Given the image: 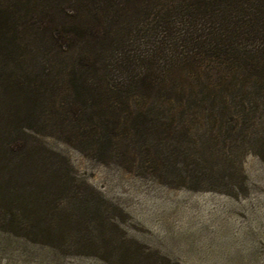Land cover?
<instances>
[{"label":"trees","instance_id":"obj_1","mask_svg":"<svg viewBox=\"0 0 264 264\" xmlns=\"http://www.w3.org/2000/svg\"><path fill=\"white\" fill-rule=\"evenodd\" d=\"M47 2L21 26L0 16V61L20 75L5 89L91 156L155 174L176 169L181 143H218L225 158L234 119L264 106V0ZM201 170L178 177L212 182Z\"/></svg>","mask_w":264,"mask_h":264},{"label":"rangeland","instance_id":"obj_2","mask_svg":"<svg viewBox=\"0 0 264 264\" xmlns=\"http://www.w3.org/2000/svg\"><path fill=\"white\" fill-rule=\"evenodd\" d=\"M48 4L0 0V16L20 15L21 26ZM11 67L0 61V264H264V106L234 117L225 158L218 143L187 142L176 169L128 170L67 143L26 95L5 89L20 76ZM13 139L24 149L10 151ZM203 168L214 181L178 177Z\"/></svg>","mask_w":264,"mask_h":264}]
</instances>
